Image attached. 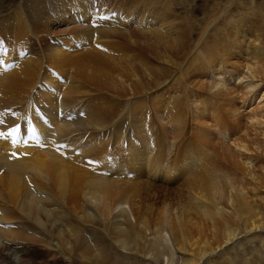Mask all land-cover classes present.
Segmentation results:
<instances>
[{
    "label": "bare ground",
    "instance_id": "obj_1",
    "mask_svg": "<svg viewBox=\"0 0 264 264\" xmlns=\"http://www.w3.org/2000/svg\"><path fill=\"white\" fill-rule=\"evenodd\" d=\"M111 1L115 0H30L26 5L28 12L18 6L10 18L0 20V220H15L7 227L0 225L3 259H11L13 251L18 253V264L33 263L29 252L11 250L19 240L41 241L50 249L54 247L49 238L44 241L47 238L40 236V240L17 230L20 220L28 221L36 223V230L42 229L47 236L58 226L52 216L62 214L61 209L48 208L51 205L64 206L71 216L87 223L98 218L107 221L112 214L114 219L122 216L123 223L129 224L127 228L123 229L118 220L112 226L119 247L132 250L130 247L139 242L136 227L141 233L152 234L149 239L141 235L157 256L169 247L183 253L180 264L204 260L242 232L264 230V209L256 208L253 200L259 186H264V165L259 168L260 174H256L259 169L249 167L257 153L264 152L263 31L254 29L255 37L247 42L242 35L248 36L250 27L245 23L246 28L231 25L230 34L226 32L217 43L212 42L210 51L205 48L204 32L200 45L183 65L184 76L194 75L190 85L172 87L170 91L183 92V99L171 102L170 96L164 106L163 102L158 104V108L168 109L166 115L175 108L178 111L167 122L172 145L167 146V141L164 145V133L157 132V137L150 140L146 116L149 109L144 106L143 120H138L137 127L141 147L130 148L125 154L131 160L127 164L129 176L111 178L107 166L109 116L115 114V109L109 108V90L113 100L120 101L129 94L147 101L145 89L158 85L160 78L158 66L149 60L139 63V74L131 57L116 55L112 49L119 45L118 38L137 41L140 51L148 57H155L161 40L176 56L184 54V43L175 34L168 37L170 26H165L169 35H161L159 30L164 23L158 22L159 27L154 29L152 25L135 23L139 29L128 31L131 26L125 23H132L134 17L156 21L153 15L158 10L149 7L155 1L143 6L142 15L133 8H127L123 15ZM3 6L0 0V8ZM150 38L156 41L154 45L149 44ZM250 43L253 47L246 58ZM219 59L229 64L225 72L219 70ZM166 63L170 68L180 65L170 55ZM235 66L239 74L233 72ZM207 76L212 82L205 80ZM177 77L178 74L173 80ZM207 86L213 92L203 89ZM156 93L154 90L150 95ZM241 108L248 112L243 123L249 130L246 138L237 136L240 129L236 124L243 120ZM187 112L193 120L185 119ZM134 117L139 118L140 111ZM189 128L191 140L186 142L184 138L185 143L182 138ZM219 139L227 141L220 143ZM207 143L244 177L239 178L231 170V174H222L227 169L216 163L215 150L209 153L203 147ZM201 152L212 155L209 165L199 163L204 162ZM247 177L256 183L248 185ZM155 180L169 187L177 183L189 190L188 205L177 191L168 190V203L156 209L155 214L144 203L147 196L141 194L140 200L139 195L150 193ZM137 201L142 204L141 210ZM259 201L264 205L263 198ZM83 204L93 211H87ZM151 214L156 217L151 218ZM67 232V239L62 232L57 234L67 250H72L73 244H85L73 226ZM79 254L80 260L88 264L104 260L99 255L96 260L101 259L100 262L94 263L93 258ZM166 264L173 262L166 259Z\"/></svg>",
    "mask_w": 264,
    "mask_h": 264
},
{
    "label": "rangeland",
    "instance_id": "obj_2",
    "mask_svg": "<svg viewBox=\"0 0 264 264\" xmlns=\"http://www.w3.org/2000/svg\"><path fill=\"white\" fill-rule=\"evenodd\" d=\"M1 1H2V5L4 6L0 8V20H5L7 18H10L12 12H14V10L18 8V6H20L25 12H28L26 9V5H29L30 0H1ZM150 1H155V4L150 5L149 7H151V9L156 8L158 10L156 15H153L156 18V21L143 20V16L140 17L141 19H139L138 16L134 17L132 23L131 22L125 23V24H130L131 26L128 29V31L139 29L137 27L138 24H142L143 26L152 25L151 27L153 28L151 29H154L155 27H159L158 22L164 23L165 25L160 27L161 29L163 28V30L161 29L159 30L162 32L161 35L163 37L169 35L166 34L167 32L165 26H170L171 35L168 37H171L173 34H175V36H177V39L182 41V44L184 43L183 45L184 54H181L183 58L182 56H180V54L176 56L175 53H173L168 47L164 46L163 44L164 41L161 40L160 46L157 48L155 52L156 53L155 57H148L145 53L140 51L139 49L140 45L137 41L135 42L133 39H129V38H126L125 40L121 39L120 37L118 38L117 42L119 43V45H117V47H113L112 49L116 53V55L123 54L128 57H131L132 65L134 67H137L138 73H139L138 70H140L139 63L141 61L142 62L145 61V59L149 60L153 65L158 66L160 78L158 85H152L149 86L147 89H145L146 91L145 94H147V97L149 98L147 101L144 98L138 99L137 97L131 96L129 94L122 97L120 101L113 100L111 98V94H113V92L109 90V100H110L109 108L115 109V114L113 116H109V162L107 166L109 168V176L112 175L111 178L116 177L117 179H119L121 177L123 178L129 176L127 175V172L129 170L127 164L131 163V160L126 159L125 154L128 152L130 148L141 147V136L137 131V127H138V120L141 117L143 120L144 106H147L149 109L146 116L148 117V126L150 128L149 131L151 134L150 140L153 141V139L157 137V132H159L160 135L164 133L166 137L165 141H163L164 145L166 141H167V146L172 145L171 128L167 124V122H168V117H170V115L175 116V114L178 111L175 108V110L173 109L171 114L166 115V110L168 109L166 107L158 108V104L160 102H163V106H164L166 104V99L170 96H171V102L173 100L183 99L182 98L183 92L177 90L178 92H176V94L175 93L172 94L170 93V91L172 87H184L190 85L191 82L190 80L193 79L194 75L184 76V74L182 73L183 65L184 63L189 62L191 55L195 50V47L197 45H200V41H202L201 36L204 32H206L204 36L206 37L205 42L207 44L205 48L209 51L211 46H214L213 43H217L218 39L222 38L223 34H226V32L230 34L229 28L231 25H233L232 27L237 26L240 28L241 26H244V28H246L245 27L246 24L248 25V27H250L251 30L248 31L247 33L248 36H246L245 34L242 35V38H244L245 41L247 42L252 41V39L255 37V34L253 33L254 29L255 32L263 31L262 36L264 40V0H115V1H111L112 2L111 4H115L117 8H120L123 15L128 12L126 10L127 8L136 9L138 15H142L143 6H145V4H147ZM142 3L144 4L142 5ZM109 8L111 9V7ZM131 13L133 17L135 12L132 11ZM147 13L148 12H146L145 14ZM8 23H12V21ZM135 23H137V26L135 25ZM232 27L230 28L231 31H232ZM2 32L4 33V31ZM187 37L190 38L189 39L190 41H187L188 39ZM155 42L156 41L153 38L149 39V44L151 43L152 45H154ZM248 46L249 47L247 48L246 56H245L246 58L250 56L251 54L250 49L253 47L251 43L250 45L248 44ZM199 52L202 51L199 50ZM168 55L176 59L177 62L180 63V65L177 66L176 68H170V66L166 63V57H168ZM219 60L221 62L223 59L222 60L219 59ZM223 62H221L222 66L221 65L219 66V70H221V72H225L224 68L226 65H227L226 69L229 66V64H226L227 63L226 61ZM236 68H237L236 66L233 68L234 69L233 72L235 71V73L239 74V69ZM169 69H173V70L168 71ZM176 74H178V77L173 80ZM205 80L208 82H212V79L209 78V76H207ZM210 85L211 84H208V86ZM208 86L207 88L204 87L203 89L209 90ZM154 90L157 91L156 95L155 96L150 95V92ZM209 92H213V90L210 89ZM191 97L195 98L194 96ZM151 104H154L155 106L152 107ZM177 107H179V105H177ZM157 108L162 109V111L158 110ZM243 109L242 108L240 109L243 120L239 121L238 125L236 124V128L240 129V132L237 135L238 137L247 136L249 131L243 124L246 114L248 112L247 109L244 110ZM138 111H140V117L135 118L134 114L137 113ZM184 116L185 119H187V121L193 120L192 115L189 114L188 112ZM153 122L157 128L153 127ZM160 123L162 124V127L159 128L158 126ZM229 128L230 126L227 129ZM248 128L253 129L249 126ZM190 131L191 129L189 128L187 129V132H184L182 138L183 141L184 138L187 139V140L185 139L186 142L188 140H191ZM194 133H196V131H194ZM217 137L219 138V136ZM247 140L249 141V139ZM226 141L227 140L225 139L222 142L226 143ZM260 141L263 142L262 137ZM219 142L222 143L220 139ZM185 143L182 144L185 145ZM207 144H209V146ZM207 144H205L203 147H206V149L210 151L209 153L213 152V150H215L214 148H212L213 145H211L210 143ZM261 146H263V144H261ZM210 148H212V150ZM221 150L222 149H220V151ZM263 151H264V147H263ZM209 153L201 152L200 156L204 158V162H199L200 164L209 165L208 158L212 157V155H210ZM213 154L216 155L217 157L215 158L216 163H221L222 166H224L223 168L227 169V172L222 171V174L225 173L231 174L232 172L233 173L236 172L239 178L244 177L242 175L243 173L241 174L239 170L232 164L231 161H230L231 163L223 161L222 156L219 153V150H215V153L213 152ZM249 165L250 168L251 166H253L254 171H256V169H259L261 165H264V152L261 155L258 152L257 158L253 161L252 165L251 164ZM256 174H260V169L256 171ZM245 181L248 185H251L252 182L256 183L255 181H253V179L249 177L245 178ZM152 184H154L155 186L149 189L150 193L146 192L144 194L141 192L139 193V195H140V200H142L141 194L143 195L144 198L145 196H147L144 203L146 204V206L148 207L150 206L155 214L160 206L168 203L167 201L169 197L168 190L177 191L176 193L179 194V196L183 197L184 202L188 205L187 202L189 201L188 198L189 190L185 189L184 187L183 189L181 185L177 183L176 184L173 183L170 184L169 187L168 184H162L160 180H155V182H152ZM249 193L252 194L251 192ZM41 195L46 196V194L44 193L43 194L41 193ZM257 195L253 199L255 201L254 204L256 208L260 207L261 209H264V205L261 206V202L259 201L260 198L264 199V186H259V193L257 192ZM144 203L143 205H145ZM83 205L86 206L87 211L90 212L93 211L92 207L85 204ZM174 205H175L174 207H177L176 203ZM137 206H139L140 210L142 209V204L138 205V201H137ZM48 208L50 209L53 208L58 210L61 209L62 214L60 215L57 214L58 216L54 214L52 216L53 220L55 221V225L58 226L53 228L52 231L50 230L51 233H47V236L46 234L44 236L42 229L41 231L37 229L38 231H40V233L37 232L36 227L34 226V224L36 225V223L31 224L28 221L25 222L20 220L19 222L17 220L20 225L19 227H17V230L25 232L26 234L31 235L35 238H39L40 240L43 237L47 238L44 239V241L48 240L49 238V240L52 242L54 246L52 249H50L48 246L46 247L41 241H39V243L33 241L31 242L29 240L24 242L20 240L18 242L15 241V248L13 247L11 248V250L14 249L25 250L29 252L31 255V260L33 261V263L29 262L25 264H88L84 260L83 261L80 260L79 252L81 254H84L85 256H89L93 258L94 263L100 262L101 260V259L96 260L97 256L99 255L103 256L104 260L100 264H166V259L167 261H172L173 264H180L184 260L183 253L179 252L178 250L171 249L170 247L169 249L165 248L166 252H161L157 256L155 251L151 249L150 245L148 243L144 244L143 241V237L145 239H149L151 238L152 234H149L148 233L149 231L148 232L146 231L145 233H141L136 227L135 230L139 233V237H137V240L139 242H137V244L135 243L134 245H132L130 249L139 252H134L132 250H129L128 248L125 249L119 247V245L115 241L118 240L117 233L112 232V226L114 224V220L116 221L118 220L120 226L123 229H126L127 225L129 224L126 225L125 223H123L124 219L122 216L114 219L115 214H112L109 220L107 221L98 218L96 222L87 223L78 220L74 216H71L68 213V209L64 206L59 207L57 205H51ZM155 214L153 215L151 214V218L156 217ZM61 216L62 218H59ZM14 221L15 220H13L12 223ZM0 222L3 223L0 224L1 226L3 225V227L5 226L7 227L12 224L11 222L8 223L2 220H0ZM71 226H73V230L78 232L79 236L83 237L85 244L76 245V247H74L75 244H73L72 250H67L65 246L61 243L57 234H59L58 232L60 233L62 232L61 233L62 236L65 234L64 238L67 239L70 233L71 234L73 233V231L70 232L69 234L67 232V229L71 228ZM141 234H143L144 236L142 237ZM1 241H2V237H0V242ZM57 245L59 247L61 246L62 248L59 247L55 248V246ZM52 252L54 254H52ZM10 253H11L10 256L12 255L11 259L10 258L3 259L2 255H0V264H18V262L16 261L18 253L15 254L13 253V251H10ZM52 255L55 257H53ZM194 264H264V230L260 229L257 232L253 231L251 233L242 232L237 236V238H235V240L232 243H229L227 246L223 248H218L215 253L210 254L204 260H201L199 262H194Z\"/></svg>",
    "mask_w": 264,
    "mask_h": 264
}]
</instances>
